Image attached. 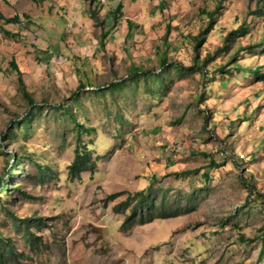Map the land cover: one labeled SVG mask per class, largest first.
Listing matches in <instances>:
<instances>
[{"label":"rangeland","instance_id":"1","mask_svg":"<svg viewBox=\"0 0 264 264\" xmlns=\"http://www.w3.org/2000/svg\"><path fill=\"white\" fill-rule=\"evenodd\" d=\"M11 60L38 109L26 132L19 126L8 138L31 108ZM255 69L264 75V0H0V178L13 155L22 157L9 186L19 188L0 190V234L14 243L12 258L264 264V79ZM77 138L95 165L71 177ZM31 161L48 167L42 181ZM138 192L172 215L123 226ZM2 205L29 226L41 218L30 228L37 248Z\"/></svg>","mask_w":264,"mask_h":264},{"label":"trees","instance_id":"2","mask_svg":"<svg viewBox=\"0 0 264 264\" xmlns=\"http://www.w3.org/2000/svg\"><path fill=\"white\" fill-rule=\"evenodd\" d=\"M218 7H219V5L215 9L217 10ZM121 13H122V4L120 2H118L111 11L113 23L117 22ZM207 14H209L208 15L209 20L212 21L211 20L212 19V12L207 13ZM95 15H96L95 11L90 10V16L92 18H96ZM1 18L7 22L8 21H15L18 19L17 15H13L11 17H2L1 16ZM127 25L131 27V23H130L129 19L127 20ZM247 26L248 25H244L243 27L240 26L236 29L235 32L236 33H245L247 30ZM167 29H169V24H167ZM203 33L204 32L202 31V34ZM102 35L103 36L106 35V32H103ZM201 42H202V38L197 37V36L194 37V47L195 48H197L201 44ZM100 43H103L102 39H101ZM249 47L248 46L242 47L240 50L244 51V50H247ZM211 57L212 56L210 54H207L206 59H204V60H207ZM10 64L15 69V71L17 73V76H18L17 81H18L19 88H20L23 96L25 97V99L28 101V104L31 105V108L28 110V112L25 113V115L14 120L12 122V124L10 125V127H8V129H7V130H9V132L7 133L8 138L13 137V135L17 132L16 130H17V128H19V126H23V130H21L23 133L26 132L27 130L25 129V127H26V124L28 122V114H30L32 111H35L36 109H38L37 105L33 104L34 101L26 89L25 83H24L22 76H21V72H20L19 68L17 67L15 61L11 60ZM164 64H167L166 61H162V63H160V65H164ZM173 65H176V64H173ZM131 70H133L132 74L137 72L136 67H132ZM252 75L255 78H259L258 80L264 79V75L259 73V71H257L256 69L252 72ZM117 82H119V81H111L110 83H108V86H110V85L113 86ZM79 86H81V83H79ZM100 90L101 89H99V91ZM57 107L60 108L62 111H64L72 122L76 123V127L78 130L84 131V132L90 131L89 127H85L82 123L75 121L74 115L71 113L70 110H68V107L66 104L60 103L57 105ZM12 157H13V161H11L10 165H7L6 169L3 171V178L4 179L0 178V190H2V189L4 190L6 188H14V190H15V189L19 188L18 186H12V187H9V186L11 185L14 177L17 175L16 171H11V167L14 166V163H15V165H17L21 161L22 157L20 154H15ZM32 164L35 166V172H36V174L33 175V179L37 176L39 178V180L42 181V179L44 178V175H45L44 172H45V170H48V167L46 165H41L37 162H32ZM94 165H95V160L90 156L89 148L80 139H78V143L74 147L73 159L71 160V162L68 165L69 175L71 177L78 176L79 173L83 170H93ZM215 166H217V165H216L214 159L210 160L208 167L213 168ZM180 174L181 173L178 172L176 175L180 176ZM147 195L144 196V194L142 192L137 193L136 198L134 200V204H132V206L130 207L129 213L127 214V216H125V220L122 224L123 226L126 225L128 227V226H131L132 224H135V223L143 224L145 222L152 221L155 218H165V217H169L172 215V213L170 212L169 206L164 207L162 205V209H160V211H156V207H155V204L153 202V199L150 197V195H148V196ZM126 204H127V201H124V202L120 203L119 207L125 209ZM1 209L10 217L13 224L17 228L23 227L22 228L23 229L22 236L25 239V241L32 248H34V249L37 248L41 242L40 236L33 233V231H31L30 228L31 227L39 228L41 226L40 225V223H41L40 219L41 218L34 217L33 221H35V222L33 223L32 226H29L28 221L31 220L30 218L28 219L27 217H17L15 214H13V212L10 211V209L7 206H4V205H2ZM261 232H263V234H264V227H263V229H261ZM262 242L264 243V235H262ZM16 254H18V253L15 252V245L12 242V240L10 239V237L3 236L2 234H0V263L6 264L7 259H11L12 257H16ZM12 259L14 260V263H16V264L18 263V259H16V258H12Z\"/></svg>","mask_w":264,"mask_h":264},{"label":"crops","instance_id":"3","mask_svg":"<svg viewBox=\"0 0 264 264\" xmlns=\"http://www.w3.org/2000/svg\"><path fill=\"white\" fill-rule=\"evenodd\" d=\"M161 2V1H160ZM122 4V9H123V3H121ZM127 22V21H126Z\"/></svg>","mask_w":264,"mask_h":264}]
</instances>
